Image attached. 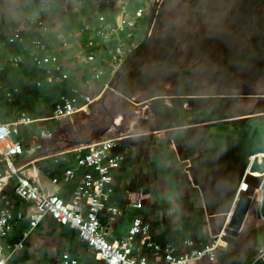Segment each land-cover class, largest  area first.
Here are the masks:
<instances>
[{
	"label": "crops",
	"instance_id": "obj_1",
	"mask_svg": "<svg viewBox=\"0 0 264 264\" xmlns=\"http://www.w3.org/2000/svg\"><path fill=\"white\" fill-rule=\"evenodd\" d=\"M149 2L0 0V118L13 123L21 116L31 117L32 123L21 127L18 139L25 150L39 144L42 149L34 155L17 157L15 164L45 193L66 201L72 199L85 172L76 167V158L83 149L92 145L90 142L119 140L112 155L123 157V162L113 172L110 206L117 207L121 215L109 211L101 215L107 240H121L133 220L141 218L150 226L155 242L173 243L178 255L183 256L217 241L214 236L227 230L241 193L247 191L244 186L252 157L264 154V80L262 88L253 94L241 85L222 84L213 117L207 116L205 94L182 95L175 97L176 101H171L174 97H154L142 103L126 99L114 86L112 89V82L140 45L138 36L150 14ZM124 7L136 16L133 26L123 34L98 36L100 18L114 23ZM140 9L144 12L137 16ZM17 33L24 40L10 43ZM36 41L42 42L44 49L36 48ZM90 42L95 47L91 48ZM119 45L125 47L123 63L116 70L112 59ZM33 52L40 58L57 57L58 62L38 66ZM91 53L95 54L93 62L89 61ZM220 71L227 72L225 68ZM63 75L67 79L63 80ZM97 75L100 79H96ZM225 79L226 76L222 78L224 82ZM62 95L77 97L81 108L66 120L55 118V105ZM86 97L92 102L87 103ZM114 97L128 101L121 105H131L130 110L139 116L125 120L122 113L114 110L120 106L112 104ZM99 108L107 129H111L104 138L105 131L96 134L93 128L83 127L84 120L88 118L90 122ZM74 119H78L76 124ZM75 127L77 137L70 130ZM42 131L53 137L42 140ZM70 169H76V178L67 181L65 173ZM2 171L4 165L0 163ZM0 185V203L21 216L7 240V245H18L30 230L33 209L16 197L14 180L0 181ZM260 198L263 207L264 192ZM252 232L246 264L264 260L262 214ZM23 242V249L10 257L9 264H63L66 254L78 264H105L96 259L77 232L51 220L42 222ZM220 248L214 259L195 264H238L223 259L225 254ZM135 251L156 262L153 253L140 243Z\"/></svg>",
	"mask_w": 264,
	"mask_h": 264
},
{
	"label": "rangeland",
	"instance_id": "obj_2",
	"mask_svg": "<svg viewBox=\"0 0 264 264\" xmlns=\"http://www.w3.org/2000/svg\"><path fill=\"white\" fill-rule=\"evenodd\" d=\"M149 5L148 12L152 13L146 16L147 23L140 30V45L131 54L129 63L123 65V73L112 82V89L118 88L134 103L154 97H174L171 101H176L175 97L182 95L205 94L207 116L213 117L219 98V92L213 89L219 90V79L224 80V76L225 85H241L248 94L262 88L264 0H150ZM220 68L227 72H221ZM251 72L254 76H250ZM122 105L114 110L122 113L125 120L139 116L130 110L131 105L128 108ZM95 114L90 121L102 117L101 109ZM87 119L83 123L86 128L90 124ZM65 125L70 127L69 122ZM247 178L244 189L247 188L253 203L242 232L234 237L224 230L214 236L222 242L220 249L225 254L222 258L238 264L248 263L245 256L253 242V226L263 208L256 188L261 181L255 176Z\"/></svg>",
	"mask_w": 264,
	"mask_h": 264
},
{
	"label": "built area",
	"instance_id": "obj_3",
	"mask_svg": "<svg viewBox=\"0 0 264 264\" xmlns=\"http://www.w3.org/2000/svg\"><path fill=\"white\" fill-rule=\"evenodd\" d=\"M129 3L131 0H122ZM130 10L123 8L122 15L114 18V23H107L105 17L99 20L98 36L107 38L115 34H123L135 23L136 16L131 15ZM144 9L137 11V16H141ZM24 39L17 33L10 38V43L22 42ZM36 48L44 49L42 42H34ZM91 48L95 47L94 42H90ZM124 45H119L113 55V63L116 70H119L123 60ZM131 52L132 50L129 49ZM34 61L38 66L56 64L57 57H38L33 52ZM89 61H95V54L91 53ZM67 75H63V80ZM100 79V75L96 76ZM109 88V85H106ZM10 96V95H9ZM87 103L92 102L90 97L84 99ZM80 102L77 97L62 95L55 105V118L66 120L80 111ZM32 120L21 116L13 123H5L0 118V163L4 165V171L0 172V181L14 180L15 195L24 203L30 204L33 213L30 216V230L25 234L27 239L39 225L51 220L55 224L70 228L78 233L80 240L85 243L93 252L96 259L105 264H195L204 259H214L217 250L220 248L219 241H215L211 246L201 250L193 249L189 254L178 255L177 248L173 243L161 244L152 238L150 226L141 218L133 220L127 236L117 242H109L102 225L101 215L109 211L113 215H121L119 209L110 206L111 198L114 194L113 172L121 167L123 157L112 155L117 148L119 140L106 139L96 142L83 149V153L76 158L77 169L84 170L82 178L72 195L70 201L55 195L45 193L40 185L30 179L16 166L15 159L25 153L34 155L42 149V145H36L25 150L19 141L20 130L23 126H28ZM42 140L51 139L53 135L48 131L40 134ZM82 152V151H80ZM258 158L262 164L264 154L252 157L248 167V175L259 178L260 185L257 191L264 192V173H249L253 161ZM66 180L71 181L76 178V169H70L65 173ZM3 188L0 185V193ZM21 216H16L7 206L0 203V264H9L10 257L18 250L23 249L24 242L18 245H7V240L15 229V223ZM140 243L147 250L153 253L156 262H151L147 258L138 255L135 251L136 245ZM191 246V243H187ZM264 258V253H261ZM68 254L63 256V264H78Z\"/></svg>",
	"mask_w": 264,
	"mask_h": 264
},
{
	"label": "water",
	"instance_id": "obj_4",
	"mask_svg": "<svg viewBox=\"0 0 264 264\" xmlns=\"http://www.w3.org/2000/svg\"><path fill=\"white\" fill-rule=\"evenodd\" d=\"M110 130L111 129L108 128L102 134V138H104L110 132ZM249 173L251 174L264 173V158L262 160V164H260L259 159L256 158L251 165ZM252 203H253V198L246 191L242 192L237 202V205L234 209V212L229 220V223L227 226L228 228L225 231L227 234L237 237L242 232L245 222L248 218Z\"/></svg>",
	"mask_w": 264,
	"mask_h": 264
},
{
	"label": "trees",
	"instance_id": "obj_5",
	"mask_svg": "<svg viewBox=\"0 0 264 264\" xmlns=\"http://www.w3.org/2000/svg\"><path fill=\"white\" fill-rule=\"evenodd\" d=\"M129 62H127L125 65H127ZM123 72H122V69L120 70V72H119V74H118V76H120L121 74H122ZM118 76H117V78H118ZM116 78V79H117ZM115 79V80H116ZM117 90L119 91V93L120 94H122V92H121V90H119L118 88H117ZM112 104H114V106L115 105H120L121 106V104H122V100L120 99V98H118V97H114L113 98V100H112ZM98 126H101V128L99 129L98 128ZM91 128H93L92 130H94L93 131V133H98V132H104V131H106L107 130V123L103 120V118L101 117V118H98L97 120H94V121H90V124L88 125V129H91ZM72 129V135H74L75 137H77L76 136V134H77V128L75 127V128H71ZM70 129V130H71ZM79 130V129H78ZM93 136V135H92ZM94 138H92L91 137V139L90 140H93ZM97 139V138H96ZM91 144H93L94 142H90ZM262 150H261V152H263L264 153V148H261ZM255 181H257V179H254ZM260 185V184H259ZM259 185H257L256 186V188H258V186ZM262 215L264 216V206H263V208H262ZM255 264H264V260H259L258 262H256Z\"/></svg>",
	"mask_w": 264,
	"mask_h": 264
},
{
	"label": "flooded vegetation",
	"instance_id": "obj_6",
	"mask_svg": "<svg viewBox=\"0 0 264 264\" xmlns=\"http://www.w3.org/2000/svg\"><path fill=\"white\" fill-rule=\"evenodd\" d=\"M152 11H153V9H152ZM149 13H152V12L150 11ZM187 74H188V73H187ZM221 78H222V77H221ZM222 84H224V83H223V80H220V79H219V84L217 85L218 88H219L220 86H222ZM213 91L218 92L216 88H214ZM205 98H206V97H205Z\"/></svg>",
	"mask_w": 264,
	"mask_h": 264
},
{
	"label": "bare ground",
	"instance_id": "obj_7",
	"mask_svg": "<svg viewBox=\"0 0 264 264\" xmlns=\"http://www.w3.org/2000/svg\"><path fill=\"white\" fill-rule=\"evenodd\" d=\"M244 188H245V186H244Z\"/></svg>",
	"mask_w": 264,
	"mask_h": 264
}]
</instances>
